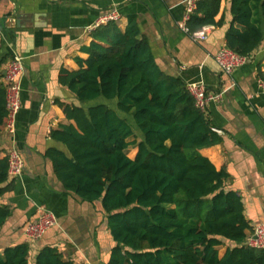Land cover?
Returning <instances> with one entry per match:
<instances>
[{"label": "trees", "instance_id": "16d2710c", "mask_svg": "<svg viewBox=\"0 0 264 264\" xmlns=\"http://www.w3.org/2000/svg\"><path fill=\"white\" fill-rule=\"evenodd\" d=\"M220 4L199 0L190 29L221 25ZM230 10L226 46L251 55L264 40V0H231ZM93 37L85 66L60 75L80 102H60L73 122L51 131L66 150L45 155L67 190L101 202L115 241L108 264H264V249L244 245L253 227L242 196L226 188L228 171L201 152L223 138L185 81L161 69L135 16L125 30L110 21ZM7 117L0 82V132ZM8 169L0 158V196L14 188ZM11 214L0 203V230ZM226 241L235 245L221 255ZM29 251L26 242L8 246L0 264H30ZM35 264L76 263L46 245Z\"/></svg>", "mask_w": 264, "mask_h": 264}, {"label": "crops", "instance_id": "0c3cea01", "mask_svg": "<svg viewBox=\"0 0 264 264\" xmlns=\"http://www.w3.org/2000/svg\"><path fill=\"white\" fill-rule=\"evenodd\" d=\"M230 7L231 0H221L216 20L223 17V23L208 25L207 38L195 41L181 28L186 22L185 0H0V62L4 61L0 82L16 54L25 65L15 133L0 132V158L14 147L24 159L23 174L10 178L14 188L0 196V203L12 208L0 230V253L26 242L30 264L36 263L46 245L57 247L64 259L76 264L109 262L115 241L101 202L85 201L67 190L45 153L52 147L66 150L51 137L53 129L73 122L60 102L80 104L61 83V72L85 66L93 31L106 24L101 19L113 9L120 14L117 24L122 30L131 16L137 18L164 72L187 85L202 81L208 91L222 92V100L209 102L206 112L223 140L201 152L218 170L228 171L226 188L242 196L253 229L264 223V90L258 83L264 79V40L247 63L231 74L222 72L215 56L226 46ZM137 151L135 147L128 155L135 158ZM44 209L52 211L58 223L40 239L31 240L24 227ZM226 243L221 255L235 245Z\"/></svg>", "mask_w": 264, "mask_h": 264}, {"label": "built area", "instance_id": "2783aa9c", "mask_svg": "<svg viewBox=\"0 0 264 264\" xmlns=\"http://www.w3.org/2000/svg\"><path fill=\"white\" fill-rule=\"evenodd\" d=\"M199 0H185L186 12L185 23L181 24V28L190 37L195 40H204L207 38L208 30L211 26H205L202 29L191 30L187 24L191 15L196 11ZM120 14L117 9H113L105 14L102 22H117ZM252 58L251 55H242L233 49L224 46L216 54L215 59L222 70L226 74H231L235 69L244 65ZM24 59L21 55L16 54L7 64L4 70V82L6 84V108H7V124L6 130L13 134L16 130V118L21 109V83L20 79L24 72ZM259 86L264 90V79L259 80ZM188 88L195 97L197 106L206 111L207 105L211 101H221L222 92L208 91L206 85L202 82H191ZM9 169L8 174L12 179L18 178L24 171V159L16 148L10 149L8 155ZM58 223L55 214L47 209L42 210L35 220L29 221L24 227L25 235L31 240H38L44 234ZM244 245L264 249V223L257 225L251 234L247 236ZM83 264H92L86 260Z\"/></svg>", "mask_w": 264, "mask_h": 264}, {"label": "rangeland", "instance_id": "374dc122", "mask_svg": "<svg viewBox=\"0 0 264 264\" xmlns=\"http://www.w3.org/2000/svg\"><path fill=\"white\" fill-rule=\"evenodd\" d=\"M134 148H135V147H130V148L127 150V152H128L129 155H131V156L133 155V150H134ZM223 247H224V246H221L220 248H223Z\"/></svg>", "mask_w": 264, "mask_h": 264}]
</instances>
